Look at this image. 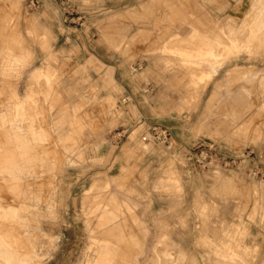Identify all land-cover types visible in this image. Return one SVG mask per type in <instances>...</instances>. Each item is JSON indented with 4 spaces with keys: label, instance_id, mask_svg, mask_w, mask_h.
Here are the masks:
<instances>
[{
    "label": "rangeland",
    "instance_id": "obj_1",
    "mask_svg": "<svg viewBox=\"0 0 264 264\" xmlns=\"http://www.w3.org/2000/svg\"><path fill=\"white\" fill-rule=\"evenodd\" d=\"M255 21L263 23L259 37L250 32ZM231 38L240 48L201 89L206 68L185 65L180 52ZM105 64L120 65L150 98L145 124L119 85L103 86ZM153 129L180 135L185 146L217 132L257 146L264 0H37L33 8L0 0V231L21 251L35 246L39 258L27 264H92L96 239L110 242L102 264H264V182L240 187L224 175L220 198L230 212L220 216L193 176L216 182L220 163L234 161L227 169L238 158L191 165L169 139L155 141ZM109 212L117 225L104 224Z\"/></svg>",
    "mask_w": 264,
    "mask_h": 264
},
{
    "label": "crops",
    "instance_id": "obj_2",
    "mask_svg": "<svg viewBox=\"0 0 264 264\" xmlns=\"http://www.w3.org/2000/svg\"><path fill=\"white\" fill-rule=\"evenodd\" d=\"M46 1L54 2L59 0ZM91 56L96 60L99 57V55L94 53H91ZM105 68L107 69V73L109 72L113 81L122 89L123 95L126 97L127 101L136 107L138 120L145 124L146 117L143 110L144 107H149L152 104L150 102V98L148 99L143 97L140 93L141 89L139 86L124 74L120 65L105 64ZM136 121L137 120L130 119L129 125L136 123ZM212 134L213 136H218V138L214 140H198L191 146H185L184 138L178 134L173 135L168 133V139L174 147V150L181 152L183 156L188 153L190 148H194L199 142H208L214 144L215 154L219 156L222 155V159L231 156L238 158L239 161L236 165L229 166L227 168L230 172L227 171L226 168H221L222 170L219 172L220 175L217 174L218 178L216 182L214 179L215 175H206L203 172H197L193 176L192 180V187L194 189H200L201 195L207 202H215L221 213L220 216L226 218L229 215L230 209L223 206L222 199L220 198L224 175H227L228 179L232 178L231 180H233L234 183L240 187L251 185L253 182H257L258 180L264 182V137L261 138L259 143H257V146H244L241 140L234 139L232 142L227 143V141H224L226 140L224 135L219 134L218 132L217 134ZM178 142L181 143L176 147L175 144ZM155 156L156 155H154L153 160H148V165L157 164ZM146 164L147 160L139 163V165Z\"/></svg>",
    "mask_w": 264,
    "mask_h": 264
},
{
    "label": "bare ground",
    "instance_id": "obj_3",
    "mask_svg": "<svg viewBox=\"0 0 264 264\" xmlns=\"http://www.w3.org/2000/svg\"><path fill=\"white\" fill-rule=\"evenodd\" d=\"M254 24H255V29L251 30L250 32L253 34V36L259 37L258 35L262 31L263 23L255 21ZM237 42H238V40H235L234 38L228 39V41L226 43H222L219 41H212V42L207 43L205 48L198 50L195 53L186 54L184 52H180V54H179L180 55V61L182 63H184L185 65H188V66L193 67V68L194 67L206 68V70L201 74V76L199 77V80H198V84L200 85L201 89H205L206 84L210 80H212V78L217 75L219 69H221L222 66H224V64L227 63L226 58L231 56L234 53V51H236L237 49L240 48L239 45L237 44ZM245 49L250 50V47L246 46ZM88 63H90V61ZM93 69H96V68L93 67ZM111 82H113L112 77L110 76L109 73H105L102 77L103 86L105 87L106 84H109ZM236 86H238V85H236ZM239 87H241V86H239ZM232 88H231V90H232ZM226 93H229V92L227 91ZM217 96H218V90H217V88H215L214 92L209 97V100H208L209 106L212 103H214V101H216L218 99ZM241 96H242L241 93L238 94L237 99L240 100ZM63 123H64V119L60 118L59 120H57V122L55 124V128L60 130ZM20 174H21V169L19 168V166H14L13 171H12V175L14 177H19ZM96 181L97 180H94L92 182V184L90 185V188L88 190H86L85 195H84V199H83V204L89 202L90 195L92 194V192H94L93 187L96 186ZM57 195H59V193H57ZM57 198H58V196H57ZM96 199L97 200L94 202L95 212H97L96 214L99 215L97 217L101 218L103 215V211H105V209H104V206L99 201H103L104 199L98 198V197ZM34 202H37V201L35 200ZM53 203L54 202H52L50 200V201H48L47 206L50 208V207H52ZM56 206H57V204H56ZM89 214H91V213H89ZM103 218L105 219L104 224L107 225V223H113V224L115 223L117 225L116 216H114V214L112 212L107 213ZM38 228H39V226H38ZM38 228H36V229H38ZM40 231L42 232L43 230L40 229ZM104 231H105V233H108V234L111 233V230L109 229V227L105 228ZM104 231H100V232L103 233ZM144 233H145V235H147V233H148L147 230H144ZM5 237H7L6 234H4L0 231V258L4 262H7L8 264H27L29 261H33V260L39 258V255L37 254V251H36L34 245L31 247V249L21 251L22 247L13 246L12 244L9 243L10 241L8 243H6ZM199 239L201 240L200 237H199ZM96 241L99 243L100 247L98 248V252H97V256H96L97 258H96V260H94L92 262V264H102V261H100L99 259H100L101 255L105 254L109 250V246L107 243H110V242L105 243L104 241H102L100 239H96Z\"/></svg>",
    "mask_w": 264,
    "mask_h": 264
},
{
    "label": "built area",
    "instance_id": "obj_4",
    "mask_svg": "<svg viewBox=\"0 0 264 264\" xmlns=\"http://www.w3.org/2000/svg\"><path fill=\"white\" fill-rule=\"evenodd\" d=\"M37 0H29V7H36ZM153 139L159 143H168V134L165 130H152ZM186 159L191 165H197V167H202L207 169L211 164L222 161V157L215 154V146L213 143L199 142L194 148H192L187 154ZM228 163H234V161L221 162L223 168L228 165Z\"/></svg>",
    "mask_w": 264,
    "mask_h": 264
}]
</instances>
